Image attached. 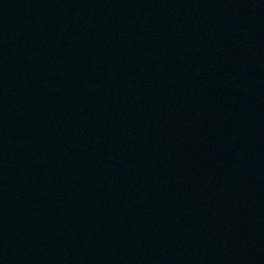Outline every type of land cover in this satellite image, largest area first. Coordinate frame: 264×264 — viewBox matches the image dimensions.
Here are the masks:
<instances>
[{
    "label": "water",
    "instance_id": "water-1",
    "mask_svg": "<svg viewBox=\"0 0 264 264\" xmlns=\"http://www.w3.org/2000/svg\"><path fill=\"white\" fill-rule=\"evenodd\" d=\"M0 264H264V0H0Z\"/></svg>",
    "mask_w": 264,
    "mask_h": 264
}]
</instances>
